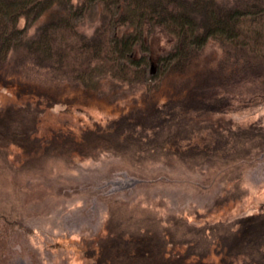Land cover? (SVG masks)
Instances as JSON below:
<instances>
[{
	"label": "trees",
	"instance_id": "trees-1",
	"mask_svg": "<svg viewBox=\"0 0 264 264\" xmlns=\"http://www.w3.org/2000/svg\"><path fill=\"white\" fill-rule=\"evenodd\" d=\"M98 8L100 22L87 33L82 23ZM157 28L172 44L154 59L149 36ZM105 78L143 85L141 99L106 123L38 133L47 107L99 98ZM261 80L264 0H0V87L18 97L0 109V264L11 263L17 228L37 215L33 201L48 194L14 173L44 163L109 154L140 183L164 173L146 168L156 163L226 183L197 218L241 200L245 171L264 157V123L223 114L242 87ZM103 198L106 233L84 240L93 264H264V202L233 220L197 223L114 194ZM24 255L42 264L37 250Z\"/></svg>",
	"mask_w": 264,
	"mask_h": 264
},
{
	"label": "rangeland",
	"instance_id": "rangeland-1",
	"mask_svg": "<svg viewBox=\"0 0 264 264\" xmlns=\"http://www.w3.org/2000/svg\"><path fill=\"white\" fill-rule=\"evenodd\" d=\"M100 18L98 8L93 16L82 23V29L93 33ZM149 41L154 59L172 44L171 37L161 28L150 34ZM212 50L217 49L212 48L211 54L214 52ZM100 90L103 95L86 104L71 102L47 107L42 114L38 133L43 135L51 127L66 124L78 127L106 123L121 114L122 107L127 110L134 99H141L144 87L130 88L125 83L105 78L101 81ZM234 99V109L224 113V117L233 118L239 123L254 120L264 123L263 80L248 88L242 87L241 93L237 92ZM13 101H18L14 90L0 87V109ZM17 151L19 149L13 146L12 152ZM163 165H147L151 173H164L155 177V182L147 179L145 183H140L142 179L136 174L132 175L127 164L120 163L117 156L109 154L94 158L78 155L66 163L58 161L54 167L44 163L41 169L37 167L14 173L15 176L20 175L19 180L29 187H35L36 191L46 188L48 194L33 201L37 202L34 206L39 210L37 215L26 219L17 228L16 234L20 240L14 243L10 264H30V258L24 255V249L28 247L38 251L42 264H93L92 259L83 253L85 241L91 236L106 233L105 220L109 206L103 196L110 194L131 204L154 205L160 216L172 211L197 223L233 220L256 212L259 204L264 202V157L244 173L245 197L215 207L203 218H197L195 212L205 215L223 195L226 183L219 180L207 183L206 175L199 171H188L179 164L170 170ZM137 172L143 174L144 169H137ZM160 178L166 181H158Z\"/></svg>",
	"mask_w": 264,
	"mask_h": 264
}]
</instances>
